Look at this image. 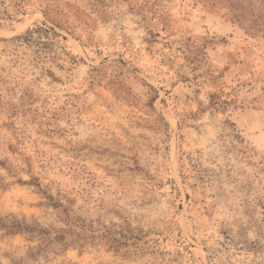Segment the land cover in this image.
<instances>
[{
    "label": "rangeland",
    "instance_id": "374dc122",
    "mask_svg": "<svg viewBox=\"0 0 264 264\" xmlns=\"http://www.w3.org/2000/svg\"><path fill=\"white\" fill-rule=\"evenodd\" d=\"M42 12L76 64L15 40L54 27ZM12 16L0 220L35 232L0 228V264H264V36L193 0H0ZM37 185L74 203L71 225ZM130 233L120 249L102 237Z\"/></svg>",
    "mask_w": 264,
    "mask_h": 264
},
{
    "label": "trees",
    "instance_id": "16d2710c",
    "mask_svg": "<svg viewBox=\"0 0 264 264\" xmlns=\"http://www.w3.org/2000/svg\"><path fill=\"white\" fill-rule=\"evenodd\" d=\"M197 4H202L205 8H208L212 11L224 9L227 11V14L230 18V21L244 30L247 34L253 37L264 36V0H193ZM47 21L51 22L53 26H50L47 22L35 25L34 28L28 30L24 35L18 36L15 38L16 41L25 42L27 45H34L38 48H44L49 52V57L52 59H58L62 55H65L69 58L71 64H76L77 61L71 56L68 51V39L59 34L56 31V27L61 28L56 21L53 20L49 14L42 12ZM21 15L17 13L15 18ZM26 15L25 12H22V16ZM13 16L10 18L0 17V27L4 25V21L16 22ZM58 21V20H57ZM3 22V23H2ZM20 22V21H18ZM49 58V59H50ZM95 71H98L97 68H94ZM124 88V84H120ZM119 93V92H118ZM120 95H123L127 100L130 99L132 91L127 88V91L120 92ZM211 106L217 110L221 109L222 111H236L241 108L238 105V102L235 100L232 101H223L219 97L212 96ZM203 112V111H201ZM198 116V115H197ZM196 116H193V119ZM190 119V118H189ZM164 120V119H163ZM187 120H183V124L186 125ZM184 168V166H183ZM40 192L44 195L46 200L47 207H53L55 209L62 210V213L67 217V224L72 220L73 214V205L74 203L68 200L66 197L55 198L54 196L43 192L42 187L37 185ZM0 228L6 232L8 236H16L17 234H32L35 230L28 224L27 220L23 221L18 220L16 216H9L6 220H0ZM66 231H64L65 233ZM102 236L103 239H106L111 248L120 249L122 247H129L135 244L131 242L137 241L133 235L126 236L121 234V239L111 236ZM77 241L86 240V237L83 235H75ZM91 239L97 238L96 235H92ZM64 236L62 241L64 240ZM64 242V241H63ZM65 243V242H64Z\"/></svg>",
    "mask_w": 264,
    "mask_h": 264
}]
</instances>
